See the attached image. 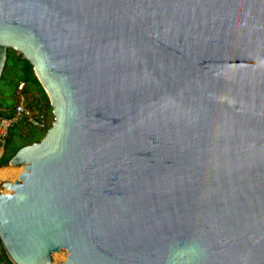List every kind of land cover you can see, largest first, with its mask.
I'll use <instances>...</instances> for the list:
<instances>
[{"label":"water","instance_id":"95a60500","mask_svg":"<svg viewBox=\"0 0 264 264\" xmlns=\"http://www.w3.org/2000/svg\"><path fill=\"white\" fill-rule=\"evenodd\" d=\"M8 50L53 117L0 186L11 263L264 264V0H0Z\"/></svg>","mask_w":264,"mask_h":264},{"label":"trees","instance_id":"16d2710c","mask_svg":"<svg viewBox=\"0 0 264 264\" xmlns=\"http://www.w3.org/2000/svg\"><path fill=\"white\" fill-rule=\"evenodd\" d=\"M20 82L24 83L23 92L26 97L29 95L31 96V103L29 104L31 107L35 109H41V107H43V110L45 112L51 110L47 96L40 86L38 80L34 76L32 67L29 62L23 59L22 56L17 54L15 51L8 50L6 64L0 80V83H2L0 86V115H2V113L4 114V116L0 117H6L11 113V108H13L14 103L16 102L13 100L15 97V91L17 90V86ZM7 87L10 89L9 95L11 98H8L9 96H6L4 88ZM2 109L8 111V113L3 112ZM42 133L44 134V132H41L39 138H33L29 134V137L27 139H24L20 135V126L18 127L16 125L14 128H12L9 133V137L6 139L3 145L4 152L0 157V167L7 166L9 160L24 145L38 142L43 136ZM0 263L13 264L8 259L5 251L1 246V243Z\"/></svg>","mask_w":264,"mask_h":264},{"label":"built area","instance_id":"2783aa9c","mask_svg":"<svg viewBox=\"0 0 264 264\" xmlns=\"http://www.w3.org/2000/svg\"><path fill=\"white\" fill-rule=\"evenodd\" d=\"M24 83L20 82L17 86L18 101L11 109V113L6 117H0V145L3 146L12 128L25 120V124L40 132L48 129V118L45 113L38 110H32L27 103L23 92Z\"/></svg>","mask_w":264,"mask_h":264},{"label":"rangeland","instance_id":"374dc122","mask_svg":"<svg viewBox=\"0 0 264 264\" xmlns=\"http://www.w3.org/2000/svg\"><path fill=\"white\" fill-rule=\"evenodd\" d=\"M1 84L2 83H0V86H1ZM5 89V93H6V96H9L8 98H11L10 97V95H9V93H10V89L7 87V88H4ZM19 99V98H18ZM17 99V100H18ZM14 101H16L17 102V100H16V96L14 97V99H13ZM26 100H27V103H28V105H29V103H31V96L29 95V96H27L26 97ZM15 102V103H16ZM14 103V104H15ZM46 114V116H47V118H48V128L50 127V125L52 124V122H53V117H52V114H51V111H48V112H46L45 113ZM24 129H20V135H21V137L22 138H24V139H27L28 137H29V134L31 135V137H33V138H39L40 137V135H41V132H38L37 130H33V129H28L29 127H23ZM42 135H43V133H42ZM8 167L9 166H6L5 168L3 167V171H0V175H2V174H5V175H7L6 177H2V178H0V186H1V184L3 183V182H5V181H10V180H12L13 178H15V175H16V173H18V171L20 170L19 168H14V167H11V168H13L12 170H11V168H9L8 169ZM60 258V257H59Z\"/></svg>","mask_w":264,"mask_h":264},{"label":"crops","instance_id":"0c3cea01","mask_svg":"<svg viewBox=\"0 0 264 264\" xmlns=\"http://www.w3.org/2000/svg\"><path fill=\"white\" fill-rule=\"evenodd\" d=\"M15 96H16V100L18 99V97H19V95L17 94V90L15 91ZM26 96V95H25ZM18 101V100H17ZM30 104V103H29ZM32 110H38V111H42L43 113H46L44 110H43V107H41V109H35V108H33V107H31L30 105H28ZM12 109V108H11ZM3 110V112H6V113H8V111H5L4 109H2ZM0 116H4V114L2 113V115H0ZM25 120H22V121H20L19 122V125H17L18 127L20 126V129L22 128V129H24L23 127H28L26 124H25ZM28 129H32V128H28ZM34 130V129H33ZM36 130V129H35ZM38 131V130H37ZM38 132H40V131H38ZM3 152H4V148L0 145V155H2L3 154ZM1 157V156H0ZM4 169H3V167H0V171H3ZM7 175H5V174H2V175H0V178H2V177H6ZM0 264H4V263H0Z\"/></svg>","mask_w":264,"mask_h":264}]
</instances>
